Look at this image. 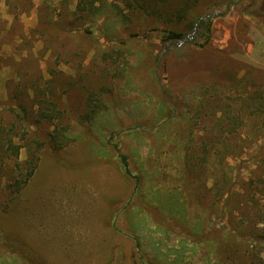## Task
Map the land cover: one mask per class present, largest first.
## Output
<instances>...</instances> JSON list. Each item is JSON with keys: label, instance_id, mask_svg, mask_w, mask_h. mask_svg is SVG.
Segmentation results:
<instances>
[{"label": "rangeland", "instance_id": "obj_1", "mask_svg": "<svg viewBox=\"0 0 264 264\" xmlns=\"http://www.w3.org/2000/svg\"><path fill=\"white\" fill-rule=\"evenodd\" d=\"M167 1L0 0V264H264V0Z\"/></svg>", "mask_w": 264, "mask_h": 264}, {"label": "trees", "instance_id": "obj_2", "mask_svg": "<svg viewBox=\"0 0 264 264\" xmlns=\"http://www.w3.org/2000/svg\"><path fill=\"white\" fill-rule=\"evenodd\" d=\"M159 2H161L162 4H167V0H132V4H134L136 7H138L139 9L143 10V11H151L152 12V4L154 6H158L159 5ZM188 5H185L184 8H176L174 7V10H175V15L177 16V18H184L185 16V12L186 10L188 9L187 7ZM172 8V7H171ZM170 8L167 7V11H169ZM155 11V10H154ZM183 38V35L182 34H179V33H174V32H171L169 33L168 35V39L167 41H179ZM96 113V111H93L91 110L90 114H91V117H93V115ZM86 120H90V117H85ZM66 129L67 128H64L61 132V141L60 143H57V141L55 140V138H53L52 136L49 138V143L52 145V148H54L55 150H59L61 149V145L62 143H69V139L68 137H66L65 135V132H66ZM6 144V149L5 151L7 152H11L13 154V156H18V152H19V147L18 146H15L12 144V141L11 140H8L5 142ZM38 146L41 147L42 144L38 143ZM121 160H122V163L124 165V168L126 167V159L125 157L121 156ZM26 173L25 175L21 176V179H13L12 180V183L10 184L9 187H11V192L12 193H18L22 187L27 184V182L29 181V179L33 176V173L35 172L36 170V164L35 163H32V162H29L27 164V167H26ZM233 191H231L230 195L234 194L232 193ZM252 257L254 258L253 261H256L254 264H263V262L261 261V259L258 257V255H252Z\"/></svg>", "mask_w": 264, "mask_h": 264}, {"label": "water", "instance_id": "obj_3", "mask_svg": "<svg viewBox=\"0 0 264 264\" xmlns=\"http://www.w3.org/2000/svg\"><path fill=\"white\" fill-rule=\"evenodd\" d=\"M201 20H202V19H200L199 21H201ZM195 28H196V27H194V30H195ZM194 34H195V31L192 32L191 36H193ZM191 38H192V37H190V38L187 37V38H186L183 42H181V43H184V42L188 41V40L191 39Z\"/></svg>", "mask_w": 264, "mask_h": 264}]
</instances>
